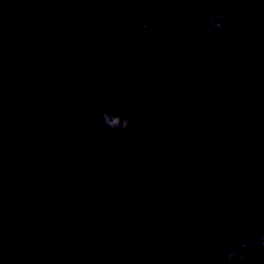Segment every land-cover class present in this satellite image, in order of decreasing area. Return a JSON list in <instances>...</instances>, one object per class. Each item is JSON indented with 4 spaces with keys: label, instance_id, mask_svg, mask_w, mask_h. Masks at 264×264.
Returning <instances> with one entry per match:
<instances>
[{
    "label": "water",
    "instance_id": "obj_1",
    "mask_svg": "<svg viewBox=\"0 0 264 264\" xmlns=\"http://www.w3.org/2000/svg\"><path fill=\"white\" fill-rule=\"evenodd\" d=\"M261 237L264 0H0V264H264Z\"/></svg>",
    "mask_w": 264,
    "mask_h": 264
},
{
    "label": "clouds",
    "instance_id": "obj_2",
    "mask_svg": "<svg viewBox=\"0 0 264 264\" xmlns=\"http://www.w3.org/2000/svg\"><path fill=\"white\" fill-rule=\"evenodd\" d=\"M228 13L224 12V11H215L211 14V16L209 17L210 22L215 26L216 29H224L225 28V19L227 18ZM234 23H239V19H237L236 21H234ZM105 117H106V123L113 128L114 130L116 128H124V127H128L131 124V117L128 116H124L121 118V121L119 124H114L112 122V117L107 113V111L105 112ZM94 161H96L98 164L103 165L105 163V158L100 157L98 155H93L91 157ZM150 162H145L143 164L140 165V167L142 169H146L149 166ZM261 240H264V237L260 238ZM233 255H235V252H230L228 259L231 260ZM243 254L240 256V259L243 260Z\"/></svg>",
    "mask_w": 264,
    "mask_h": 264
}]
</instances>
